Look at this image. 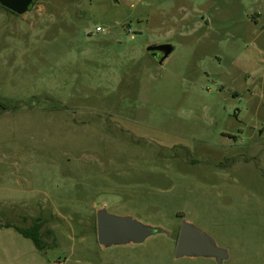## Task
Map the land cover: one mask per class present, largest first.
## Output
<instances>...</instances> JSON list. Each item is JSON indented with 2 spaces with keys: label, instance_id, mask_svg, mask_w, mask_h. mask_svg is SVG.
<instances>
[{
  "label": "rangeland",
  "instance_id": "obj_1",
  "mask_svg": "<svg viewBox=\"0 0 264 264\" xmlns=\"http://www.w3.org/2000/svg\"><path fill=\"white\" fill-rule=\"evenodd\" d=\"M0 104V264H217L176 258L184 221L264 264V0L0 7ZM103 208L166 233L106 249Z\"/></svg>",
  "mask_w": 264,
  "mask_h": 264
},
{
  "label": "water",
  "instance_id": "obj_2",
  "mask_svg": "<svg viewBox=\"0 0 264 264\" xmlns=\"http://www.w3.org/2000/svg\"><path fill=\"white\" fill-rule=\"evenodd\" d=\"M45 0H0V7L24 16ZM175 48L172 45H152L147 52L163 64ZM162 58V59H161ZM159 233L160 228L144 225L132 217L112 215L106 208L97 213V234L99 244L106 248L139 245ZM177 259H208L224 264L229 259L226 249L219 247L215 239L195 225L184 221L176 247Z\"/></svg>",
  "mask_w": 264,
  "mask_h": 264
},
{
  "label": "trees",
  "instance_id": "obj_3",
  "mask_svg": "<svg viewBox=\"0 0 264 264\" xmlns=\"http://www.w3.org/2000/svg\"><path fill=\"white\" fill-rule=\"evenodd\" d=\"M6 11H8V10H6ZM1 105L2 104H0V107H1ZM44 225H45V223L42 219H37V220H35L33 225L28 229H22V228H18V227H16L15 229L25 239L31 240L34 243L37 250H39L40 252H44L48 248V245L46 244L44 237H43V234H42V230L44 228ZM6 228H11V226H8Z\"/></svg>",
  "mask_w": 264,
  "mask_h": 264
},
{
  "label": "crops",
  "instance_id": "obj_4",
  "mask_svg": "<svg viewBox=\"0 0 264 264\" xmlns=\"http://www.w3.org/2000/svg\"><path fill=\"white\" fill-rule=\"evenodd\" d=\"M255 17H257V19L256 20H258L259 18H261L262 17V15L261 14H257Z\"/></svg>",
  "mask_w": 264,
  "mask_h": 264
},
{
  "label": "built area",
  "instance_id": "obj_5",
  "mask_svg": "<svg viewBox=\"0 0 264 264\" xmlns=\"http://www.w3.org/2000/svg\"><path fill=\"white\" fill-rule=\"evenodd\" d=\"M57 264H63V263H57Z\"/></svg>",
  "mask_w": 264,
  "mask_h": 264
}]
</instances>
